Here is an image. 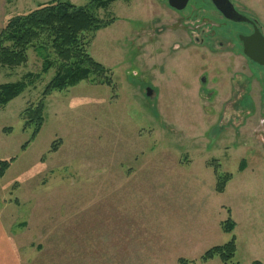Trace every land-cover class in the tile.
I'll list each match as a JSON object with an SVG mask.
<instances>
[{
    "label": "rangeland",
    "instance_id": "1",
    "mask_svg": "<svg viewBox=\"0 0 264 264\" xmlns=\"http://www.w3.org/2000/svg\"><path fill=\"white\" fill-rule=\"evenodd\" d=\"M47 1L0 0V29ZM237 1L264 29V14ZM95 12L111 23L87 52L111 85L82 80L43 98L55 71L41 73L38 50L0 66V84L32 81L0 107V160L11 161L0 218L21 264H264V103L249 63L191 43L166 0ZM40 100L30 139L22 114ZM224 173L232 177L217 192ZM232 237L230 261L201 260Z\"/></svg>",
    "mask_w": 264,
    "mask_h": 264
},
{
    "label": "trees",
    "instance_id": "2",
    "mask_svg": "<svg viewBox=\"0 0 264 264\" xmlns=\"http://www.w3.org/2000/svg\"><path fill=\"white\" fill-rule=\"evenodd\" d=\"M112 1L114 0H87V4L78 6L68 0H49L35 9L9 18L0 29V66L18 67L26 63L27 51L30 48L38 50L43 57L41 73H46L51 68L55 71L42 92L43 98L53 91H62L82 80L111 85L109 71L88 54L87 46L89 38L96 31L111 23V20L105 21L98 17L95 9L106 8ZM31 76L33 75H27ZM30 82L32 81L21 80L0 84V107L21 94ZM43 109L44 102L40 100L23 111L24 128L33 126L30 139L34 138L41 128ZM55 148L54 143L52 150ZM10 162L0 160V177ZM231 177L230 173L217 175L216 191L222 192ZM234 226V221L228 218L223 223V230L231 232ZM235 249V239L232 237L227 243L207 250L201 260L206 261L218 256L223 262H228L232 259ZM252 264L261 263L254 261Z\"/></svg>",
    "mask_w": 264,
    "mask_h": 264
},
{
    "label": "flooded vegetation",
    "instance_id": "3",
    "mask_svg": "<svg viewBox=\"0 0 264 264\" xmlns=\"http://www.w3.org/2000/svg\"><path fill=\"white\" fill-rule=\"evenodd\" d=\"M167 1L169 8L180 14V23L186 28L191 43L202 45L208 52L228 57H240L249 63L252 76L250 79H256L261 85V98L264 103V65L258 64L249 58L247 52L251 55L259 56L264 52L263 37L264 29L256 17L249 15L242 4L237 0H228L232 8L240 16L246 17L248 20H234L231 18L229 8L226 6L225 0H203L201 7L198 3H194V10L189 9L190 0L182 9L171 7ZM205 4L207 7L205 8ZM197 6V7H196ZM201 16V17H199ZM258 32L262 37L246 40V38ZM246 43H245V40ZM244 77L245 74L243 75ZM205 77L200 78V82H204Z\"/></svg>",
    "mask_w": 264,
    "mask_h": 264
},
{
    "label": "crops",
    "instance_id": "4",
    "mask_svg": "<svg viewBox=\"0 0 264 264\" xmlns=\"http://www.w3.org/2000/svg\"><path fill=\"white\" fill-rule=\"evenodd\" d=\"M249 7H254L264 14V0H245ZM246 3V4H247ZM16 244V243H15ZM0 218V264H21V254Z\"/></svg>",
    "mask_w": 264,
    "mask_h": 264
},
{
    "label": "water",
    "instance_id": "5",
    "mask_svg": "<svg viewBox=\"0 0 264 264\" xmlns=\"http://www.w3.org/2000/svg\"><path fill=\"white\" fill-rule=\"evenodd\" d=\"M188 0H168V3L171 7H174L176 9H182L185 7L186 3H187ZM226 1V6L229 8V13L231 14V18H233L234 20H239L241 18V20H248L246 17L244 16H240L237 12L234 11V9L232 8V5L228 3V0H225ZM261 35L258 34V32L256 31L254 33V35H252L251 37H248L246 38V40H250V39H253V38H259L261 39ZM245 40V39H244ZM246 40H245V43H246ZM263 47H264V37H263ZM249 58H251L253 61L257 62L258 64H261V65H264V52L261 53L259 56H254V55H251V53L247 52ZM151 94V89H147V95H150Z\"/></svg>",
    "mask_w": 264,
    "mask_h": 264
}]
</instances>
